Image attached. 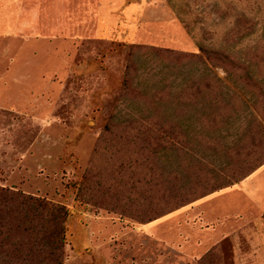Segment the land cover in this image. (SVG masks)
I'll return each instance as SVG.
<instances>
[{
    "label": "rangeland",
    "instance_id": "obj_1",
    "mask_svg": "<svg viewBox=\"0 0 264 264\" xmlns=\"http://www.w3.org/2000/svg\"><path fill=\"white\" fill-rule=\"evenodd\" d=\"M238 13L252 21L241 43L228 33ZM263 31L264 0H0V186L69 209L63 264H264V202L243 187L264 165L142 224L114 206L137 179L121 169L135 164L136 139L105 133L110 121L148 117L161 88L204 75L228 82L220 68L170 62L152 49L201 56L206 46L243 57ZM256 52L264 55V43ZM86 180L94 203L84 201ZM258 180L260 190L264 175Z\"/></svg>",
    "mask_w": 264,
    "mask_h": 264
},
{
    "label": "trees",
    "instance_id": "obj_2",
    "mask_svg": "<svg viewBox=\"0 0 264 264\" xmlns=\"http://www.w3.org/2000/svg\"><path fill=\"white\" fill-rule=\"evenodd\" d=\"M251 22L238 13L228 33L241 43L252 34ZM263 43L264 31L243 57L206 46L201 56L151 50L170 62L220 68L229 83L204 75L188 86L161 88L148 117L107 123L106 135L118 129L136 139L137 160L121 169L125 174L133 170L137 179L124 198L114 201L122 215L142 224L154 222L243 182L264 165V55L256 52ZM142 49L133 46V54ZM130 70H139L135 60ZM125 92H131L129 81ZM171 111L174 115L168 116ZM83 185L84 201L94 203L87 190L90 181ZM69 215L64 205L0 186V264H63Z\"/></svg>",
    "mask_w": 264,
    "mask_h": 264
},
{
    "label": "crops",
    "instance_id": "obj_3",
    "mask_svg": "<svg viewBox=\"0 0 264 264\" xmlns=\"http://www.w3.org/2000/svg\"><path fill=\"white\" fill-rule=\"evenodd\" d=\"M264 170V169H263ZM264 175V171L260 172L259 174H256L254 177H250L249 179L246 180L245 185L243 186L247 191L252 192V196L256 199V200H260V202H264V192L260 191L262 188H264V185L262 184L259 189V180L258 178H260L261 176ZM262 193V199H258L255 197L256 193ZM226 206H230V203H227ZM230 211V209H229ZM238 211V210H237ZM230 212H233L232 210Z\"/></svg>",
    "mask_w": 264,
    "mask_h": 264
}]
</instances>
